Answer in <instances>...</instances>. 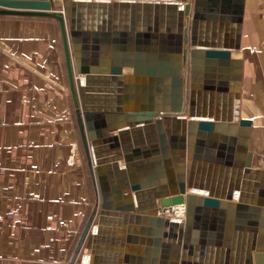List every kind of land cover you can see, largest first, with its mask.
Here are the masks:
<instances>
[{
	"label": "water",
	"instance_id": "1",
	"mask_svg": "<svg viewBox=\"0 0 264 264\" xmlns=\"http://www.w3.org/2000/svg\"><path fill=\"white\" fill-rule=\"evenodd\" d=\"M245 10L246 0H0V16L60 25L99 196L71 264L85 249L82 264H106L110 229L139 236L137 264H264V169L241 118ZM141 23L147 46L136 47ZM155 128L161 154L138 156ZM143 163L158 175L139 173ZM179 205L184 224L160 215Z\"/></svg>",
	"mask_w": 264,
	"mask_h": 264
},
{
	"label": "crops",
	"instance_id": "2",
	"mask_svg": "<svg viewBox=\"0 0 264 264\" xmlns=\"http://www.w3.org/2000/svg\"><path fill=\"white\" fill-rule=\"evenodd\" d=\"M261 11L264 0H246L241 118L253 122L254 165L255 147H264ZM150 35L158 46L164 34L155 24ZM133 37L136 47L147 46L143 23L135 25ZM121 51H128V44H122ZM94 123L102 126L101 121ZM143 142L136 148L138 156L161 154L157 128L152 134L144 133ZM103 150L113 149L107 145ZM150 165L140 164L139 173L158 175L153 168L148 171ZM98 201L59 23L41 17L0 16V219H5L0 222V264H71ZM129 225L136 226L127 219ZM106 235V264H137L138 235L114 229ZM151 252L148 249L144 255ZM90 253L85 249L78 264Z\"/></svg>",
	"mask_w": 264,
	"mask_h": 264
},
{
	"label": "built area",
	"instance_id": "3",
	"mask_svg": "<svg viewBox=\"0 0 264 264\" xmlns=\"http://www.w3.org/2000/svg\"><path fill=\"white\" fill-rule=\"evenodd\" d=\"M160 215L171 222L180 223V224H184L187 219L186 207L184 205L164 208L161 211ZM3 221H5V219H0V222Z\"/></svg>",
	"mask_w": 264,
	"mask_h": 264
},
{
	"label": "rangeland",
	"instance_id": "4",
	"mask_svg": "<svg viewBox=\"0 0 264 264\" xmlns=\"http://www.w3.org/2000/svg\"><path fill=\"white\" fill-rule=\"evenodd\" d=\"M260 15L264 16V13L262 12ZM255 149H256V152L258 154V157L256 158V162H255L254 166L256 168L264 169V147H261V146L260 147H255Z\"/></svg>",
	"mask_w": 264,
	"mask_h": 264
},
{
	"label": "bare ground",
	"instance_id": "5",
	"mask_svg": "<svg viewBox=\"0 0 264 264\" xmlns=\"http://www.w3.org/2000/svg\"><path fill=\"white\" fill-rule=\"evenodd\" d=\"M257 136H258L257 134H255V135H254V140H255V139H258V137H257Z\"/></svg>",
	"mask_w": 264,
	"mask_h": 264
}]
</instances>
